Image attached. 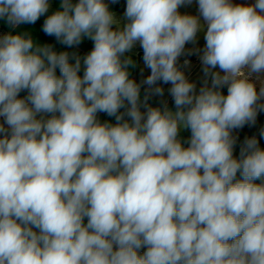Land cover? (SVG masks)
Listing matches in <instances>:
<instances>
[{"label":"clouds","instance_id":"1","mask_svg":"<svg viewBox=\"0 0 264 264\" xmlns=\"http://www.w3.org/2000/svg\"><path fill=\"white\" fill-rule=\"evenodd\" d=\"M196 2L198 16L179 12L193 0H126L121 21L105 0L51 13L50 0H0L12 29L47 14L61 45L93 42L81 57L0 35V264H264V149L245 138L237 158L233 135L264 112V0ZM198 32L197 92L178 60ZM137 43L140 83L125 55ZM160 81L175 111L149 105Z\"/></svg>","mask_w":264,"mask_h":264},{"label":"rangeland","instance_id":"2","mask_svg":"<svg viewBox=\"0 0 264 264\" xmlns=\"http://www.w3.org/2000/svg\"><path fill=\"white\" fill-rule=\"evenodd\" d=\"M52 2L53 0H50V5L52 7ZM106 3L110 5H112L113 3L111 2V0H105ZM232 2L234 4H253L255 2V0H232ZM50 7V9H51ZM126 9V1L122 7V9L118 12L115 13L116 17L118 19H120L121 21H123L124 19V12ZM179 12L181 14H190V15H194V16H198L199 12H198V4L196 2V0H193V3L191 5H187V6H181L179 8ZM201 22L203 23L202 17H201ZM205 31H206V26H205ZM88 43L91 44V46L93 47V42L87 38H84ZM205 45V40H204V34L203 32H198L197 33V41L196 43H189L186 44L185 48H186V53L188 50H192V55H182L179 60H178V65L183 63L184 60H188L189 61V65L187 67L184 66L183 63V68L182 71L185 73L187 79L190 82H194L196 84V89L197 92L199 91V88L202 86L203 84V80H204V74L202 71V64L200 61V55L202 54V50L204 48ZM196 49H199L200 52L195 51ZM80 55V54H78ZM126 56H136V55H142L143 57V50L140 47L139 43H137L135 45V47L132 49L131 52L126 53ZM81 57L85 56V55H80ZM70 62L74 63V60H70ZM217 71L219 70L218 68L216 69ZM142 73V74H141ZM80 75H83V69L81 70ZM148 75H150V69L146 68L144 66V62L143 59L140 62V67L139 70L137 72V79L141 82L142 80H144ZM253 79L255 80V76H253ZM262 79H264V74H262ZM210 83V80H209ZM147 88V85H145ZM164 88V94L163 96H154L158 99H160L163 103L167 102V106L169 107V109H171L172 111H175V108L172 106V101L173 98L171 97V95L169 94L168 89L171 87L170 84H163L160 85ZM227 88V86H225ZM256 87H257V91H259V87H260V83L259 81L256 82ZM144 108H141V111H144ZM128 119V117H127ZM3 122V118H0V123ZM261 129H264V112H259L257 115V119H256V123L253 126H249L248 124H246L243 128L241 129H236L233 130V135L236 136L237 139V143L236 146L234 148V156L237 157L239 154V149L241 147V145L243 144L245 138H251L253 136H255L257 138V140L259 141V145L261 148H264V137H261L260 132ZM184 132V130L182 129L180 134H179V138L182 140V133ZM188 146V144H187ZM186 146V147H187ZM85 224L87 223V218H85ZM146 250V248H142L140 249V254H143V252Z\"/></svg>","mask_w":264,"mask_h":264},{"label":"trees","instance_id":"3","mask_svg":"<svg viewBox=\"0 0 264 264\" xmlns=\"http://www.w3.org/2000/svg\"><path fill=\"white\" fill-rule=\"evenodd\" d=\"M125 1L126 0H117L116 3H113L112 5L109 6L110 11H112L114 13L120 11L122 9ZM73 2L75 3L76 0H73ZM59 4H60V0H53L52 7L50 9V13L57 10L59 7ZM46 16H47V14L45 16H42L35 24H23V25H20L19 27L15 28V29L10 28L9 26H7L4 23L3 20H0V31L3 32L4 34L9 32V31H11L13 34L21 33V32H29L32 35L33 39L37 43L52 44V45H54V50L57 52L68 51L69 53L76 52L77 54H80V55H86L87 53H89L91 51V49L93 47L85 39H83V41L80 45L70 48L66 45H61L60 43H58L56 41L55 37H49V36L45 35L43 30H42V25H43V22H44V19L46 18ZM131 58L135 61V67H132L129 69L130 78L134 79L137 83H140V81L137 79L136 76H137V72H138L139 67H140V62L142 61V55L131 56ZM178 66L182 70L183 63L179 64ZM158 85L159 86L163 85V82L162 81L158 82ZM145 89H146V86L142 85L141 86V99H143V96L145 94ZM221 91L223 94L227 95V88L226 87L221 89ZM26 95H27L26 91H23L20 93L21 98L26 96ZM148 103L152 107H162L163 106V102L154 96L150 97ZM172 106L175 108L173 101H172ZM121 111H123V109H121ZM125 119H127V117H125ZM99 121L100 122L108 121V122H111L113 124L116 123L114 117H109L105 113L100 114ZM190 135H191L190 130H184V132L182 133L181 137H182V142H184V147L187 146L186 141L190 138ZM262 149H264V148H262ZM238 157H239V154H238L237 158ZM238 178H239V174H238Z\"/></svg>","mask_w":264,"mask_h":264},{"label":"water","instance_id":"4","mask_svg":"<svg viewBox=\"0 0 264 264\" xmlns=\"http://www.w3.org/2000/svg\"><path fill=\"white\" fill-rule=\"evenodd\" d=\"M100 114H101V113H98V115H97L98 120H99V116H100Z\"/></svg>","mask_w":264,"mask_h":264},{"label":"crops","instance_id":"5","mask_svg":"<svg viewBox=\"0 0 264 264\" xmlns=\"http://www.w3.org/2000/svg\"><path fill=\"white\" fill-rule=\"evenodd\" d=\"M4 33L0 31V35H3Z\"/></svg>","mask_w":264,"mask_h":264}]
</instances>
